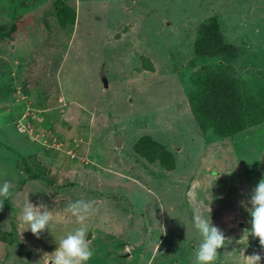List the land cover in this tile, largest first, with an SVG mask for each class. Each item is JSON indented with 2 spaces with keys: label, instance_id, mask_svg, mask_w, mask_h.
Returning <instances> with one entry per match:
<instances>
[{
  "label": "rangeland",
  "instance_id": "374dc122",
  "mask_svg": "<svg viewBox=\"0 0 264 264\" xmlns=\"http://www.w3.org/2000/svg\"><path fill=\"white\" fill-rule=\"evenodd\" d=\"M17 1L0 7L20 14L25 7ZM54 1H25L36 3L27 11L30 32L22 33L28 41L0 37V184L8 181L12 192L0 200V232L15 229L17 237L0 241V264H51L46 254L80 226L69 211L77 200L93 203L83 221L94 249L88 264H195L197 212L210 214L225 236L215 264L264 257L242 206L264 178V122L232 137L203 135L185 96L193 89L190 75L218 61L189 64L196 29L212 15L227 41L243 47L244 77L264 85L253 78L264 71V0H67L77 14L64 30L49 13ZM50 34L55 38L43 44ZM55 42L60 50H50ZM143 56L152 69L142 66ZM44 60L46 68L38 64ZM32 69L38 85L26 95L18 82ZM29 102L37 120L29 121L34 132L26 136L15 128L21 117L22 129ZM142 135L168 147L175 169L134 154ZM29 170L37 176L28 178ZM28 201L42 202L56 217L40 239L22 221Z\"/></svg>",
  "mask_w": 264,
  "mask_h": 264
},
{
  "label": "trees",
  "instance_id": "16d2710c",
  "mask_svg": "<svg viewBox=\"0 0 264 264\" xmlns=\"http://www.w3.org/2000/svg\"><path fill=\"white\" fill-rule=\"evenodd\" d=\"M11 1L15 2V0ZM25 1H20L25 7L20 14L15 9L8 11L7 7H0V37L6 35L12 39L25 40L23 38L25 35L22 33L30 32L29 23H25L27 11L36 4H26ZM0 3L5 4L6 0H0ZM53 7V12L49 13L53 17L55 16L58 26L62 30L72 29L75 25L77 10L72 5H69L67 0H55ZM47 20H43L46 26H48ZM3 26L4 29L2 30ZM46 36L43 44L48 45L55 37L51 34ZM48 36L50 37L47 43ZM50 47V50L53 51L61 49L56 42L52 43ZM242 48L240 45L227 41L217 15L204 19L196 29V39L193 44L194 56L189 60V64L194 66L197 59L207 57L218 60L211 64L201 65L190 75L189 81L193 89L185 94L191 114L203 135L210 132L221 138L232 137L264 122V85H250L246 79L248 76L244 77L248 69H246L247 61ZM31 57L32 62H34V53H31ZM44 57L47 61L50 59L49 57ZM46 60L42 63L40 61L38 64H43L42 68H46ZM57 61V59L54 61V66H56ZM141 61L142 66L146 69L153 68L152 61L146 56L141 57ZM17 65L20 66V63ZM254 73L255 76L253 78L264 79V71H255ZM30 74L35 76L38 73L34 72L33 69L31 72L25 70V72L21 73V79L18 82V84L25 83L22 93L26 95L30 93L32 87L35 88L38 85L37 82L31 81L29 78ZM53 76V74L47 76L49 77L47 79L49 83H51ZM46 90L49 89L46 88ZM47 93L53 94V92ZM44 122L50 125V121H45L44 119ZM21 134L28 136L27 133ZM49 138L51 137L49 136ZM46 142L48 144V139ZM132 149L135 155L148 164H156L167 171L176 167L172 152L165 144L159 142L151 135L140 136L133 144ZM36 172L29 170L30 176L28 178H35L37 176ZM12 225L15 226V223H12ZM16 238L15 229L9 232H0V241L12 243Z\"/></svg>",
  "mask_w": 264,
  "mask_h": 264
},
{
  "label": "clouds",
  "instance_id": "9594fccd",
  "mask_svg": "<svg viewBox=\"0 0 264 264\" xmlns=\"http://www.w3.org/2000/svg\"><path fill=\"white\" fill-rule=\"evenodd\" d=\"M14 93L19 95L17 90ZM10 189L11 185L8 181L0 184V200L11 197ZM242 206L251 218L248 235L258 238L260 246L264 248V178H261L252 190L247 204L242 202ZM69 211L80 222V226L60 239L55 250L46 255L51 257V264H88L94 256V249L88 239L89 229L83 221L93 213V203L77 200L69 205ZM55 219L53 211L48 210L42 202L37 205L28 201L22 210V221L27 226L25 230H30L37 239L41 238L42 232L51 231ZM192 224L201 237V242L195 251V264H215L218 250L223 247L225 241L223 232L212 223L210 214L205 218L198 212L194 213ZM245 257L246 264H261L264 260L260 253Z\"/></svg>",
  "mask_w": 264,
  "mask_h": 264
},
{
  "label": "built area",
  "instance_id": "2783aa9c",
  "mask_svg": "<svg viewBox=\"0 0 264 264\" xmlns=\"http://www.w3.org/2000/svg\"><path fill=\"white\" fill-rule=\"evenodd\" d=\"M24 101H25V99H24ZM24 113H25L24 114V119H25L26 122L24 120L22 121L23 127L21 129L20 128V124H19V121H20L21 117L19 119H17V123H18L17 130L20 133H27V134L31 135V133L34 132V130H33L32 126L29 124V121L30 120H37V114H36L35 109L32 108L30 102H29L28 107L27 108L25 107Z\"/></svg>",
  "mask_w": 264,
  "mask_h": 264
},
{
  "label": "water",
  "instance_id": "95a60500",
  "mask_svg": "<svg viewBox=\"0 0 264 264\" xmlns=\"http://www.w3.org/2000/svg\"><path fill=\"white\" fill-rule=\"evenodd\" d=\"M101 81L103 82V86L104 87H108V81H107V78H106V76H104V75H101ZM116 144L119 146V141L116 139Z\"/></svg>",
  "mask_w": 264,
  "mask_h": 264
},
{
  "label": "crops",
  "instance_id": "0c3cea01",
  "mask_svg": "<svg viewBox=\"0 0 264 264\" xmlns=\"http://www.w3.org/2000/svg\"><path fill=\"white\" fill-rule=\"evenodd\" d=\"M61 99V98H60Z\"/></svg>",
  "mask_w": 264,
  "mask_h": 264
}]
</instances>
